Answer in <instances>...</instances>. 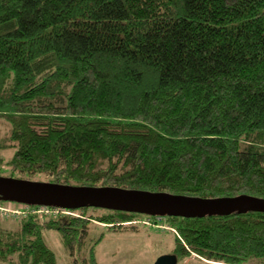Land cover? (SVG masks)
Listing matches in <instances>:
<instances>
[{
  "label": "trees",
  "instance_id": "1",
  "mask_svg": "<svg viewBox=\"0 0 264 264\" xmlns=\"http://www.w3.org/2000/svg\"><path fill=\"white\" fill-rule=\"evenodd\" d=\"M0 122L22 180L264 199V0H0ZM82 210L0 221V262L57 264L44 230L79 249L89 218L136 228ZM168 220L181 257L264 264L263 213Z\"/></svg>",
  "mask_w": 264,
  "mask_h": 264
},
{
  "label": "water",
  "instance_id": "2",
  "mask_svg": "<svg viewBox=\"0 0 264 264\" xmlns=\"http://www.w3.org/2000/svg\"><path fill=\"white\" fill-rule=\"evenodd\" d=\"M0 202L63 210L94 208L148 217L203 218L255 212L264 214V199L239 195L205 199L118 187L73 186L0 177ZM154 264H177L176 255H160Z\"/></svg>",
  "mask_w": 264,
  "mask_h": 264
},
{
  "label": "rangeland",
  "instance_id": "3",
  "mask_svg": "<svg viewBox=\"0 0 264 264\" xmlns=\"http://www.w3.org/2000/svg\"><path fill=\"white\" fill-rule=\"evenodd\" d=\"M8 132L9 126L0 122V139ZM11 155L12 151L6 150L0 154V158L7 161ZM0 177L20 179V174L12 171L9 167L0 166ZM32 178L35 179H31L33 181L39 180L41 182L49 180L42 175H36ZM0 205H5V203L0 202ZM12 205L20 207V204L12 203ZM71 213L73 217H80L81 215V212H75V210H71ZM82 214L88 218L89 216H98L103 212L94 208H85L82 210ZM66 215L69 217L70 212ZM57 216L63 218L65 215L63 216L61 212H58ZM45 218L48 217L38 216L37 219L43 221ZM168 218L171 217L164 216L154 220L146 215H136L128 223L136 226V228L126 230H113L112 227L89 218L90 223H87L86 233L82 232L77 236L80 247L77 249L78 245H74L73 250L64 246L65 239L58 231L44 230L43 237L47 248L55 255L57 264H78L74 263L75 259L80 261L83 257H89L90 253L93 254L96 264H154L160 255H174V253L177 255V264H221L204 260L195 255L181 257L174 252L176 232L174 225ZM24 219L23 217L4 218L2 223L7 228L16 230L18 229L17 223ZM147 219H151L154 224L152 225ZM66 240L70 241L69 238ZM0 264L3 263L0 262Z\"/></svg>",
  "mask_w": 264,
  "mask_h": 264
},
{
  "label": "built area",
  "instance_id": "4",
  "mask_svg": "<svg viewBox=\"0 0 264 264\" xmlns=\"http://www.w3.org/2000/svg\"><path fill=\"white\" fill-rule=\"evenodd\" d=\"M15 208V209H12ZM61 212L63 215L68 214L70 211L63 210L59 208H53V207H43V206H29L25 204H20V207H14L12 203H7L5 205H0V220L10 219L12 217H29L30 213H36L38 216H45L48 218H57V213ZM23 214V215H21ZM72 213L70 212L71 216ZM159 218V217H156ZM155 220V218H153ZM152 225L154 222L151 219H147Z\"/></svg>",
  "mask_w": 264,
  "mask_h": 264
},
{
  "label": "bare ground",
  "instance_id": "5",
  "mask_svg": "<svg viewBox=\"0 0 264 264\" xmlns=\"http://www.w3.org/2000/svg\"><path fill=\"white\" fill-rule=\"evenodd\" d=\"M11 203H15V202H11ZM29 216H37L38 217V215L36 213H30Z\"/></svg>",
  "mask_w": 264,
  "mask_h": 264
},
{
  "label": "flooded vegetation",
  "instance_id": "6",
  "mask_svg": "<svg viewBox=\"0 0 264 264\" xmlns=\"http://www.w3.org/2000/svg\"><path fill=\"white\" fill-rule=\"evenodd\" d=\"M174 255H176V254H174ZM176 257H177V255H176Z\"/></svg>",
  "mask_w": 264,
  "mask_h": 264
}]
</instances>
